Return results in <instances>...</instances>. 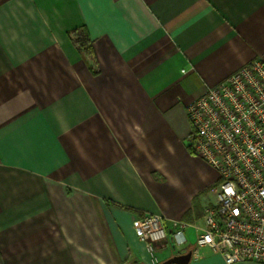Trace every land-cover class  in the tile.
<instances>
[{
	"label": "crops",
	"instance_id": "crops-1",
	"mask_svg": "<svg viewBox=\"0 0 264 264\" xmlns=\"http://www.w3.org/2000/svg\"><path fill=\"white\" fill-rule=\"evenodd\" d=\"M81 28L92 57L67 36ZM254 60L264 0H0V264L191 253V227L183 247L146 248L132 224L201 225L219 179L190 150L186 109Z\"/></svg>",
	"mask_w": 264,
	"mask_h": 264
},
{
	"label": "built area",
	"instance_id": "built-area-1",
	"mask_svg": "<svg viewBox=\"0 0 264 264\" xmlns=\"http://www.w3.org/2000/svg\"><path fill=\"white\" fill-rule=\"evenodd\" d=\"M192 152L217 174L215 200L201 225L148 214L133 231L146 248L166 242L187 245L185 229L197 235L193 257L207 251L225 264H264V63L254 60L209 88L186 109Z\"/></svg>",
	"mask_w": 264,
	"mask_h": 264
},
{
	"label": "trees",
	"instance_id": "trees-1",
	"mask_svg": "<svg viewBox=\"0 0 264 264\" xmlns=\"http://www.w3.org/2000/svg\"><path fill=\"white\" fill-rule=\"evenodd\" d=\"M67 36L81 56L92 57L90 41L83 28L70 31L67 33ZM190 150H192L191 146Z\"/></svg>",
	"mask_w": 264,
	"mask_h": 264
},
{
	"label": "water",
	"instance_id": "water-1",
	"mask_svg": "<svg viewBox=\"0 0 264 264\" xmlns=\"http://www.w3.org/2000/svg\"><path fill=\"white\" fill-rule=\"evenodd\" d=\"M190 258H191V253L189 252L184 256L173 257L167 260L166 262H164L163 264H188Z\"/></svg>",
	"mask_w": 264,
	"mask_h": 264
},
{
	"label": "rangeland",
	"instance_id": "rangeland-1",
	"mask_svg": "<svg viewBox=\"0 0 264 264\" xmlns=\"http://www.w3.org/2000/svg\"><path fill=\"white\" fill-rule=\"evenodd\" d=\"M196 158H198V157L196 156ZM190 176L193 179L192 183H193L194 187H196V186L198 187L199 185H201L202 176H201L200 168L198 165L196 166V168L194 170L191 171ZM193 245H194V243H192V247H193Z\"/></svg>",
	"mask_w": 264,
	"mask_h": 264
}]
</instances>
